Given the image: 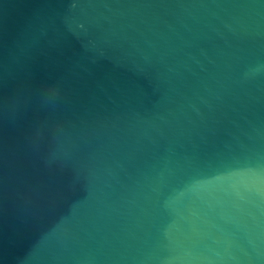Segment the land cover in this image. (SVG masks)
Wrapping results in <instances>:
<instances>
[{"label": "water", "instance_id": "1", "mask_svg": "<svg viewBox=\"0 0 264 264\" xmlns=\"http://www.w3.org/2000/svg\"><path fill=\"white\" fill-rule=\"evenodd\" d=\"M0 264H264V0H0Z\"/></svg>", "mask_w": 264, "mask_h": 264}]
</instances>
